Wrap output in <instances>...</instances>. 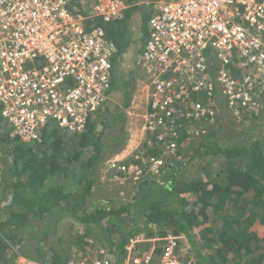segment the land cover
Masks as SVG:
<instances>
[{
	"label": "built area",
	"instance_id": "obj_1",
	"mask_svg": "<svg viewBox=\"0 0 264 264\" xmlns=\"http://www.w3.org/2000/svg\"><path fill=\"white\" fill-rule=\"evenodd\" d=\"M80 2L84 14L72 16ZM125 8L122 0H0V116L11 136L36 145L50 125L80 130L103 111L116 49L92 19L119 18ZM150 11L136 64L148 87L146 139L135 158L141 170L107 161L119 184L135 182L142 171L157 176L167 160H179L182 138L194 143L218 109L241 120L242 113L260 109L264 97V0H154ZM151 142L162 150L148 159ZM2 180L0 168V187ZM140 239H130L128 247ZM179 240L169 233L157 239L159 247L129 255L123 264H195L180 255ZM15 264L49 263L20 256ZM67 264L113 262L102 254Z\"/></svg>",
	"mask_w": 264,
	"mask_h": 264
},
{
	"label": "trees",
	"instance_id": "obj_2",
	"mask_svg": "<svg viewBox=\"0 0 264 264\" xmlns=\"http://www.w3.org/2000/svg\"><path fill=\"white\" fill-rule=\"evenodd\" d=\"M122 1L126 8L119 18L92 19V24L103 30L105 39L116 49L111 89L120 84L117 63L122 55L132 47L136 61L147 35L150 6L138 13V2L154 0ZM74 6L72 16L84 14L82 2ZM135 13L139 17L135 26L140 35L132 41ZM140 21L142 26H139ZM123 85L126 87L127 82ZM123 104L127 106L126 102ZM255 111L242 113L241 119L247 120L245 115L250 116ZM119 118H123V112L112 119L108 115L102 120L89 117L82 129L74 131L50 125L44 130L41 142L24 145L11 136L0 116L3 127L0 136L3 179L0 264H15L20 256L34 261L43 259L49 264H67L74 257L72 245L94 247L97 243L99 256L106 254L113 264H122L135 251L128 250L130 239L148 230H158L156 237L159 238L170 233L184 239L189 253L184 257H193L195 264H263L264 234L258 231L264 227V145L252 142L239 146L237 140L235 144H220L216 141V131H210L203 142L204 152L198 148L197 155L219 156L223 162H219L217 173H206L207 181L203 176L195 180L186 176L192 157L184 161V156L167 160L157 176L144 177L142 171L137 181L123 182V187L131 189L130 197L125 200L92 198L96 192L95 171L104 161L107 142L99 131L98 121L111 127L121 121ZM219 122L215 119L211 126L221 125ZM113 139L115 137H111ZM161 150L151 142L146 157H157ZM210 162L201 166L204 171L208 172ZM132 164L141 167L136 159ZM109 175L111 177V173ZM190 196H194V200ZM62 217L72 218L84 226V232L72 237L68 247L59 241L56 247L51 245L45 251L39 246L24 248L25 241L41 242L48 236H39V230L33 233V227L47 220L57 222ZM24 235L28 237L24 239ZM141 247L146 250L148 243H141ZM155 250L160 252L158 248ZM181 251L179 247L183 255Z\"/></svg>",
	"mask_w": 264,
	"mask_h": 264
},
{
	"label": "rangeland",
	"instance_id": "obj_3",
	"mask_svg": "<svg viewBox=\"0 0 264 264\" xmlns=\"http://www.w3.org/2000/svg\"><path fill=\"white\" fill-rule=\"evenodd\" d=\"M146 3V2H143ZM142 2H138L139 12H143L144 10H147V5H144ZM139 19L138 14L135 13L133 18L134 25L137 23V20ZM139 26H142L141 21L139 23ZM132 31V30H131ZM133 38L137 39L139 37L140 33L135 30L133 31ZM136 41V40H135ZM132 54V53H131ZM120 73L125 75L123 77L131 78L133 81L134 79L132 77L136 78L134 89L132 92H125L123 87H118L116 89H113L111 92V95L109 96V99L107 101V104L104 106L103 111L101 110L99 113L94 115L95 118H99L100 120L103 119L105 115H108L109 119H112V117L118 113L123 112V118H119V123L115 125H111V127L103 126L102 123L98 121V127L99 131L103 132V137L106 142V148H104V161L99 164V166L96 168L95 171V193L92 198H100L105 199L109 201L112 198H115V200H125L126 198H129L131 194V189L128 187H123V184L114 183L112 182V179L109 175V172L106 169V162L113 159V158H120V153L124 148L126 149V146L129 144V140H139L138 138L141 135V131L143 130L144 125V114L146 111V100L143 97L145 94L144 88L142 89V83L140 80V73L137 69L133 68V66L130 64L128 60L125 61L124 66L119 68ZM125 93V94H124ZM138 96V98L133 100V96ZM123 102L127 103V106L123 104ZM219 110V111H218ZM216 112V123L218 120L222 121L223 123H227L228 121H231V128L224 129L222 131V134H218V140L224 141L225 143L227 141V138L230 139L228 143L235 144L237 141L240 142V145H250L252 142H259L261 145H264V97L261 101V108L256 110V113H252L250 116L245 115L247 117V120H236L234 119L230 114V116L225 112V110L218 109ZM256 114V117H255ZM231 118V119H230ZM226 120H228L226 122ZM249 124H247V123ZM226 125V124H225ZM139 132V133H138ZM111 137L115 139L111 140ZM237 140V141H236ZM217 141V140H216ZM244 142L243 144H241ZM234 146V145H233ZM137 147V146H136ZM134 147V148H136ZM133 148V149H134ZM71 150V149H69ZM68 150V151H69ZM231 155H234L233 153ZM133 162V158L131 159V163ZM219 162H223V160L218 156L216 162V166H209L208 172L216 173L218 171V164ZM212 164V162H210ZM216 168V169H215ZM203 171V169H202ZM205 173H208L207 171H204ZM29 173V172H28ZM27 173V175H29ZM147 174L143 173L142 176H146ZM201 177V176H199ZM197 178V177H196ZM203 178V177H202ZM138 180V179H137ZM136 180V181H137ZM153 190V189H152ZM152 193V192H150ZM191 200H194V196H190ZM37 230H39L41 233L39 236H43L44 234H48L47 238L41 242L36 240H27L24 242V248L28 249V247H41L42 251L47 250L49 246H55L56 243L59 241H62L65 243V246H69L70 239L78 234H82L84 232V226L78 222H76L72 218L68 217H62L58 219L57 222H51V221H45V223L41 225H36L31 229V231L34 233ZM156 233L158 230H155ZM260 235L264 234V227H260V231H258ZM263 233V234H262ZM144 235H141V239H145L144 242H151L154 243L156 247H159L160 243L157 241L159 239L158 235L155 236L153 230H148ZM24 239L28 237V235L23 236ZM140 239V240H141ZM180 239V247L182 249L181 253L183 256H188L189 253H187L186 245L184 239ZM143 243V242H141ZM141 243L135 244L132 247H128V250L135 249L134 253H131L130 256L132 258H139L141 255V252L143 251V247H141ZM58 245V244H57ZM140 245V247H139ZM98 249V243L94 244V247L86 246V244L80 245L78 248H75L74 245L71 246V252L72 256L84 260H92L99 256V252H97ZM35 254V253H34ZM195 263V259L192 257L190 258ZM42 261L39 262H46L43 261V259H39ZM48 263V262H46Z\"/></svg>",
	"mask_w": 264,
	"mask_h": 264
},
{
	"label": "crops",
	"instance_id": "obj_4",
	"mask_svg": "<svg viewBox=\"0 0 264 264\" xmlns=\"http://www.w3.org/2000/svg\"><path fill=\"white\" fill-rule=\"evenodd\" d=\"M143 3V2H142ZM144 5H148V6H150V2H147V3H143ZM131 34H130V39L132 40V41H135V40H137V39H134L133 38V31L135 30V32L137 33V31H136V26L135 25H133V27L131 28ZM138 38V37H137ZM132 51H133V48L131 47V48H128L127 49V51H126V53H124L123 55H122V57H121V59H120V61L117 63V69H118V72H119V75L121 76L119 79H120V84H119V86L118 87H123L124 88V91L127 89V91L126 92H132L133 91V89H134V84H135V81H136V78L135 77H132L133 79H134V81L131 79V78H128V77H123V76H125L124 74H123V76H122V74L120 73V71H119V68H120V63H125V61L126 60H128L129 62H130V64L133 66V68H135V69H137L138 70V72L140 73V80H141V82L140 83H142V89L144 88V90H145V94L143 95V96H140V97H142V99H143V97L145 98V100H146V103L145 104H147V102H148V87H147V85H146V83H145V79H144V77H143V75H142V73H141V71L137 68V60L136 61H134L133 60V58H134V56H133V54H131L132 53ZM115 58V56L113 57V59ZM113 59H112V61H113ZM127 82V86L125 87L124 85H123V83L124 82ZM131 88H133L132 90H130ZM112 90L113 89H111V92H112ZM125 94V93H124ZM136 98H138V96H135V94H134V96H133V100L134 99H136ZM146 109H147V106H146ZM228 115H229V113H228V111H225ZM230 116V115H229ZM231 119V118H230ZM228 120H226V122H227ZM231 121L233 122L234 120H232L231 119ZM231 121H228L227 123H223L222 121H220L219 123H222L221 125H219V124H216V126H214V127H212L211 125L212 124H210V125H207V126H205L204 127V129L203 130H205L204 132H201L200 133V135L197 137V139L195 140V142L194 143H192V142H189V140H188V137H186L185 138V136L182 138L184 141H183V143H182V141L180 142V144H181V146H182V148H184V150H183V155H182V157H184L183 158V160L184 161H187L190 157H192L191 158V161H190V163H189V165H188V169H187V173H186V176L187 177H189V178H191L192 180H195V179H197L199 176H203L204 177V181H207V179L205 178V175H206V173L204 172V170L202 171V167L201 166H204L205 164H207L208 162H210V161H212V164H211V166L213 165V166H216V163H214V162H216V160H217V157L215 156V157H213L212 155H207V156H200V155H197V149L199 148V149H201V152H204V151H202L203 150V142L205 141V137H206V135L210 132V131H216V137H219L218 136V134H222V131L226 128V129H228V128H231L232 126V124H231ZM247 123V122H246ZM226 124V125H225ZM248 124V123H247ZM249 125V124H248ZM201 128V127H200ZM139 133V132H138ZM141 135H140V137L138 138L139 140H134V138H133V140H129V144L126 146V149L124 148V150H122V152L120 153V158H117V160L118 161H120L119 163L121 164L122 162L124 163V162H126V163H131V159L133 158V159H135L136 158V151L138 150V149H140V147L141 146H143L144 145V140L146 139V134H145V132L142 130L141 132ZM214 139V138H213ZM217 141H219V140H217ZM230 141V139H228L227 138V141L225 142V143H228ZM220 142V141H219ZM224 141H221L220 142V144H222ZM224 144V143H223ZM137 146V147H136ZM134 147H136V148H134ZM134 148V149H133ZM136 160H138V159H136ZM219 165V164H218ZM208 169V171H210L209 170V168H207ZM216 169V168H215ZM218 169V168H217ZM137 170H141V167H137ZM219 170V169H218ZM218 171H216V173H217ZM209 173V172H208ZM197 177V178H196ZM153 232H154V234L156 235V231H154L153 230ZM148 243V248L146 249V250H144V251H149L152 247H154L155 246V244H153V243H149V242H147ZM123 264V263H122Z\"/></svg>",
	"mask_w": 264,
	"mask_h": 264
},
{
	"label": "clouds",
	"instance_id": "obj_5",
	"mask_svg": "<svg viewBox=\"0 0 264 264\" xmlns=\"http://www.w3.org/2000/svg\"><path fill=\"white\" fill-rule=\"evenodd\" d=\"M195 263V262H194Z\"/></svg>",
	"mask_w": 264,
	"mask_h": 264
}]
</instances>
